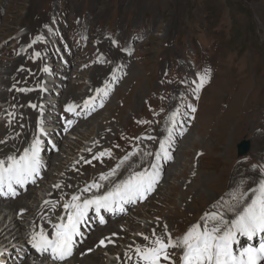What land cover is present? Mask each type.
Wrapping results in <instances>:
<instances>
[{
    "label": "rangeland",
    "instance_id": "374dc122",
    "mask_svg": "<svg viewBox=\"0 0 264 264\" xmlns=\"http://www.w3.org/2000/svg\"><path fill=\"white\" fill-rule=\"evenodd\" d=\"M47 16L50 23L47 28L41 29L38 40L37 34L31 31L35 27L33 20L35 19L39 23L40 20L38 19L44 17L45 21H48ZM98 31L110 39L111 46L96 40L95 35L97 37ZM36 41L46 47V49L39 50L43 56L44 66L48 61L46 75L49 80V83L45 84V87L48 88V94L46 95L45 90H41L38 108L46 95L42 105L49 101L53 105L50 108L54 111H63L62 114L59 112V117L64 120L70 117L74 126L72 125L73 131L71 133L67 132L68 130L63 133L65 137L59 136L60 131L57 128L54 129L51 139L54 141L55 147L51 151L52 158L51 155H46L45 159L48 161H46L47 168L43 173L42 183H38L39 186L37 184L30 186V193L27 189L25 191L27 193L23 194V196H29L27 200L23 201L30 206L31 210L22 212L26 215L21 219L19 214L18 217L21 222L19 226L22 225L21 227H16V223H14L17 213L7 207L9 202L0 204L1 235L5 236L7 232L9 235L6 238L20 236L19 239L22 241L27 239L28 226L32 217L34 223L35 210L41 204L44 205L40 200H44L45 193L46 199L48 190H56V185H59L56 182L64 172L73 165L77 166L79 160L86 154L87 151L85 150H89L91 145L93 147V144L97 142L99 137H96L100 132L99 118H92L91 120V116L93 117L96 112H100L101 116L107 118L110 115V107L117 103L122 91L136 95L137 106L135 108L138 111L143 109L140 94L152 90L158 92L162 90L161 99L164 98L162 100L168 104L171 99L169 98L171 96L169 89L174 90V86L179 88V86L185 85L187 90L181 89L180 92L186 94V99L191 101L192 93L199 83L198 75L200 74H206L208 77L200 90L211 87L210 89L217 91L219 89L216 86L217 83L227 80V82L232 83V88L238 95L234 101L235 104L237 105L241 101L240 104L245 105L247 110L249 108L248 115L245 117L247 123L245 122L243 127L245 131L242 133L243 135L241 134L242 136H238L234 141V151L238 158L237 162L233 164L238 163L240 165V167L238 165L234 167L235 169L239 167L240 178L246 179L247 177H241V175L247 174L252 179H255L254 175L261 179L259 168L264 165V0H0V56L7 57V60L0 65V95L5 90L3 80L6 78V65H12L19 57L23 58L24 51L26 54H29L30 51L34 53L37 49L32 48L36 47ZM16 49H20L19 53L15 52ZM48 49L49 52H47ZM113 49L118 50L114 58L115 61L121 62L123 58L127 60V63L123 67V76L115 81L117 84L113 80V84L109 83L114 85L113 87L108 83L106 84L107 95L103 96L102 93H97L96 89H104V80L107 77L95 80L100 82L97 88L92 84L91 74L94 72L93 70L103 67V62L107 58H109V64L115 65L117 61L115 63L110 61L113 58H111ZM46 52L48 53L47 57L52 55L49 60L44 57ZM65 64L67 66L63 71L61 68L63 69ZM118 64L120 66L121 63ZM45 81L43 79L41 83ZM71 88L74 90V94L80 97V100L74 99L76 104L74 101L69 104L75 106V113L65 112L67 104H63L64 93ZM117 89L118 92L115 96L114 92ZM88 93H90L88 98L96 97L95 100L87 98L89 103H98L99 101V108L94 110V113L88 115L83 113L79 117L83 104L82 97ZM248 101L252 104L251 106H248ZM6 106L7 101H4L0 96V121H6L9 118L8 112L5 111ZM191 107L193 106L185 105L187 113L178 112L176 121L182 123L183 120L188 119L190 116L188 112L193 113ZM108 108L109 110H107ZM47 111L44 110L45 114L48 113ZM54 111L48 114V118L56 117ZM87 121L92 122L90 129L85 124ZM57 124H59V118ZM170 127H173L172 121ZM107 133L109 134L107 137L112 139L113 133L111 131H107ZM206 137L204 138L206 139ZM193 138L200 139V136L195 132ZM240 141L249 143L248 149L243 153L238 149ZM189 143V140H186L184 145ZM105 146V144H100L97 148L104 149ZM168 146L169 142L166 144L167 149ZM92 147L90 153L96 149V147ZM237 150L242 155H238ZM128 153L131 157L132 153ZM194 154L193 159H195L193 161H196L198 153ZM152 155H156V153ZM53 157L56 159L54 160ZM185 159L188 160L187 157ZM161 161L164 162V159ZM173 161L175 166L170 168L172 174L169 171L166 173L163 167H159L162 172L160 170L161 174H159V179L153 189V192L156 193L157 207L160 206L158 204L161 203L163 195L166 194L169 184L174 183L181 186L186 182V175L192 173L189 166L184 169V161L181 155L175 160L170 159L167 167ZM253 165L257 166L255 170ZM184 171L186 172L184 173ZM173 172L176 174L175 176ZM249 180L252 181L251 179L247 181ZM57 190H61V188L57 187ZM150 194L152 193L150 192ZM184 194L185 191L180 187L174 196L177 206L182 207L184 204ZM211 194L212 197L215 196V193L211 192ZM20 196L22 195L15 198ZM92 196L93 194L90 193L85 194L82 200ZM210 197L208 196V198ZM143 203V200L140 201L134 206V210L132 209L119 219L116 218L119 220L114 225L116 234L109 233L99 240V245L102 240L104 241L96 254L99 262L103 264H125L132 261H124L129 256L132 257L134 249L137 247L130 246L129 241L137 240L141 229L148 228L159 221L157 218L149 217V213L144 209L138 210L139 206L149 207L151 205H144L145 203ZM53 204L56 205V201ZM62 210L66 212L64 207ZM210 212L222 211H207L204 214ZM228 213L226 212V215ZM60 216L61 221L66 220L67 212L66 217L63 218V213ZM203 216L205 215L200 214L194 218L191 214L187 216L188 218L181 217L178 220L180 227L176 228L175 232L170 231L173 240L182 237L190 226L194 225L195 222L198 224L199 217L202 218ZM131 218L136 221L132 225L128 220ZM110 223L111 221L105 226L108 227ZM125 230L128 233H124ZM41 231L46 232V229L41 227L39 232ZM11 235L13 236L11 237ZM111 235L114 237L108 239L107 237ZM4 236L1 239H4ZM90 236L85 239L82 246L76 249L66 264H75L74 260L81 258L82 253L80 251ZM122 238L125 240L122 241ZM4 240H9V238ZM241 241L242 244L239 242L234 247L239 249L245 246L243 239ZM105 245H113L114 249L109 250ZM170 251H177L181 254L180 249ZM79 254L80 256H78ZM122 254L124 257H121ZM29 257V255L26 256V259ZM120 257L123 258L121 263ZM117 260L119 263H116ZM140 264H143V261ZM161 264L166 263L161 262Z\"/></svg>",
    "mask_w": 264,
    "mask_h": 264
},
{
    "label": "bare ground",
    "instance_id": "6f19581e",
    "mask_svg": "<svg viewBox=\"0 0 264 264\" xmlns=\"http://www.w3.org/2000/svg\"><path fill=\"white\" fill-rule=\"evenodd\" d=\"M47 18L48 21H45L46 19H44V17L39 18V23L35 19L33 20L35 27L32 28L31 31L37 34L38 40L41 34V29L45 27L47 28L50 23L48 16ZM95 38L98 42H102L108 46L111 43L110 39L108 37L106 38L104 33H99V31L97 37L95 35ZM35 45L36 47L32 48L35 50L37 49L34 53L30 51L29 54H26L24 51L23 58L19 57L15 63L12 65H6L5 68L6 78L3 80L5 90L0 96L4 101H7L5 111L8 112L9 118L6 121H0V141H4V143H0V159L7 158L9 155H17L23 148H29L32 139L36 136L35 130L37 128V121L41 120L44 122L43 119H39L38 117L40 111L38 108V104H40L39 98L41 97L40 93L41 90L44 91V89H42L44 87L41 88V81H43L45 77V71H43L44 60L42 59L43 56L40 54L39 49H46V47L38 41L35 42ZM47 52H49V49ZM47 52L44 53V57H47ZM116 53H118V50H114L111 54V58H113L112 60L110 59V61L114 63L117 61L114 59ZM117 57L120 58L121 56ZM5 60H7V57L0 56V65H2ZM105 60L106 61L103 62L104 66L93 70L94 72L91 74V78H93L92 84L97 88L99 87L98 85H100V82L95 80L103 79V77H107L104 80L105 85L102 84V86H105H103L104 89L106 88L107 83L113 84L112 80L116 83L115 81H118L117 79L123 76V67L127 63V60L123 58L121 62L118 60L115 65L108 63L109 58ZM118 63H121L120 66ZM115 71H117V73H115ZM228 77L230 76L228 75ZM138 78L140 79V77ZM111 86L113 87L114 85ZM181 86L182 87L179 86V88L174 86V90L169 89L171 94L169 98L171 99L168 104L162 100L164 98L161 99L162 90L160 92L153 90L147 93L142 92L140 94L143 102V109L141 108V111H138L135 108L137 106L136 95L122 91L123 93L121 92L119 95L117 103L110 107V115L107 118L101 116L100 112H96L93 117L91 116V120L92 118H99L100 125V132L96 137L99 138L97 142L95 141L96 143H94L92 147H96V149H94L95 151L92 153L89 152L77 166L73 165L64 172L61 178L56 182L59 184V189L61 188V190H57V187L56 190L51 188V190H48L47 198L53 201V203L56 201V205L52 204L51 206H44L41 204L35 210L33 227H48L52 234L54 228L49 226V224L57 215L63 213V218L66 217L67 210L64 212L62 207L65 203H68L71 200V195L75 194L80 196L82 201L85 194L91 192L99 193L103 188H110L115 183H119L121 180L125 179L131 171H144L145 169L151 170V164L153 162L157 163L160 168L163 167V170L165 169L166 173L169 171V173L172 174L170 168L175 166L174 161L169 167H167V169L165 163L170 159H177L180 155L184 161V169H187L189 166L192 173L186 175V182L181 186L175 185L174 183L167 186L166 194L163 195L161 203L158 204L160 206H156L155 192L151 191V196L145 198L144 205H151L149 207L139 206L138 210L141 211V209H144V211L149 213V217L157 218L159 221L148 228L141 229L139 231V238L137 240L133 238L134 240L129 241L130 246H150L154 231L157 236L163 237L166 242L167 237H164L165 225H167L168 233H170L171 230L175 232V229L180 227V221L178 220L181 217L186 218L192 214L194 218H197L200 214L205 215L204 212L207 211H226L225 202L234 203L230 196V193L234 190L239 189L247 192L246 199L250 200L253 194L251 189L257 187L260 178H257L254 175L253 177H255V179H252L248 177L247 174L245 176L241 175V177H247L246 179L243 178L245 182L241 185L240 179L242 178L239 177L240 165L238 163L233 164L237 162L238 158L234 151V141L238 136H242V133L245 131L243 127L246 122L245 117L248 115L249 108L247 110L244 107L245 105L240 104L241 101L237 105L235 104L236 102L234 101L237 99L238 95L234 92L232 83L227 82V80L217 83L216 86L219 87L217 90L218 92L209 87L200 90L199 92L192 93L193 98L191 97V101L186 99V94L184 95L180 92L181 89L187 90V87H185V85ZM20 89H30V91L22 92ZM117 92L118 89L114 92L115 96ZM76 98L78 100L80 97L79 95H75L74 90L71 88L64 93L63 104L66 103L68 106L72 101L75 103L76 100L74 99ZM231 103L233 106L232 108ZM30 105H37V107L32 108ZM185 105H188V107L190 105L193 106L196 111L193 113L188 112L190 115L189 118L183 120L182 123L176 121L175 117V122L172 127V138L169 141L167 149L171 158L165 160V163L162 162L161 159L157 160L156 155L152 154L159 151L160 141L163 139L166 140L168 137L167 129L170 128L171 114L173 112L186 114L187 110H185ZM251 105L252 104L250 103L248 104V106ZM107 110H109V108ZM60 113L62 114L63 111L60 110ZM140 121H145L147 123H139ZM63 122H65V120L59 117L61 128L65 127ZM85 124H87L90 129L92 122L87 121ZM72 125L73 124L69 125V128H72ZM107 131L113 133L112 139L107 137L109 135ZM195 132L199 134L200 139L193 138ZM43 134H46V131ZM149 137H154L155 139H149ZM204 137H206V139ZM202 138L204 139L202 140ZM186 140H189L190 143L184 145ZM97 143L99 145L105 144L106 146L104 149L97 148L99 146ZM179 149L181 150L179 151ZM100 152H104L105 155L98 159H93V156ZM108 152H110L111 155H108ZM128 152L135 153V155H132L130 159L117 170V173L114 176H110L108 179L101 181L100 176L102 174L107 175L111 169L116 168L124 156L128 154L130 156V153ZM196 152L198 153V159L193 161L195 159H193V154ZM146 153H151V155H146ZM185 157H187L188 160H186ZM53 159L55 160L56 158L54 157ZM85 161H91V163H85ZM191 164L192 166L190 167ZM237 165L239 167L235 169L234 167ZM185 172L186 171H184V173ZM164 175L165 174L163 173V176ZM173 175L175 176L176 174L173 172ZM206 175L209 179L206 178ZM248 179H251L252 181H247ZM93 182L101 183L103 187L98 190L93 188L88 192L80 191V189H83L86 185L92 184ZM180 187L185 191L183 196L184 204L182 207L177 206L174 199V196ZM211 192L215 193V196L212 197ZM208 196L211 197L208 198ZM28 197V195H22L9 201L7 204V207L10 210L17 213L14 221L16 227L21 224L18 217L19 214L22 215V212H29L31 210L30 206L23 201L27 200ZM233 217L234 214L232 212H229L226 215V218L228 219ZM118 219L112 221L108 227L105 226L104 228H99L92 232V235L80 251L82 253L81 258L74 260L75 264H103L102 262H99L98 255H96L100 247L103 245H99V240L109 233L116 234L117 231L114 229V225L117 224L116 221H119ZM199 219L200 221L198 224L202 225V219L200 217ZM128 220L130 225L136 222L133 218ZM194 224H196V222ZM124 233L128 232L125 230ZM2 236L4 235H1L0 232V240ZM112 237L114 236L111 235L107 238L110 239ZM144 237H149V240H145ZM123 240H125V238H122V241ZM80 246H82V244ZM105 247L109 250L114 249L113 245H105ZM177 251H174V254L177 253L178 255L176 254L173 259L176 261V264H179L180 252L178 253ZM78 256H80V254ZM122 256L124 257V254H122L121 257ZM136 259L134 252L132 255V261L125 264H135ZM122 261L123 258L120 259V263ZM161 262L168 264V261H164L163 258H161ZM15 264H29V262H22V260L19 259Z\"/></svg>",
    "mask_w": 264,
    "mask_h": 264
},
{
    "label": "snow or ice",
    "instance_id": "6c2138e0",
    "mask_svg": "<svg viewBox=\"0 0 264 264\" xmlns=\"http://www.w3.org/2000/svg\"><path fill=\"white\" fill-rule=\"evenodd\" d=\"M115 43V42H113ZM47 72L48 69L44 68ZM206 74L198 75L199 83L194 89V93L199 92L207 81ZM20 91H30L20 89ZM97 93L107 95L105 89H96ZM91 97L89 100H95ZM89 100L83 102V108H89ZM101 106L102 103H101ZM36 108L37 105H30ZM195 112L194 107L191 108ZM65 112L75 113V106L68 105ZM11 115V114H10ZM177 112L171 114V121L174 124ZM68 125L73 122L66 121ZM139 123H147L140 121ZM67 130V128H65ZM37 131L43 134L42 121H37ZM168 137L160 141V149L156 153V159H170L166 144L171 140L173 129H167ZM149 139H155L149 137ZM4 143V141H0ZM105 155L104 152L97 153L93 159H98ZM108 155H111L108 152ZM131 155H135L132 153ZM150 155V153H146ZM130 159L129 155L123 157L116 168L111 169L107 175L102 174L100 180H106L114 176L117 170L121 168L126 161ZM91 163V161H85ZM40 139H33L29 148H26L19 157L9 155L7 161L0 160V195H16L14 185L24 186L29 180L40 174ZM253 165V169H256ZM261 179L257 187L251 189L252 196L247 200V192L239 189L230 193L231 200L234 203L225 202L226 211L206 213L203 216V224H194L180 238L173 240L165 225L164 237L157 236L153 232L150 246H137L134 249L136 264H161V258L168 261V264H176L173 259L175 249H180V264H264V165L259 168ZM159 177V165L155 162L151 164V170L131 171L130 174L119 183H115L102 195L93 194L91 198H85L81 201L80 196L72 195L71 200L65 203L63 207L67 210V220H63L53 226L54 230L51 239L43 231L32 234L30 243L38 252L49 254L52 261H64L72 255L74 246V237L81 235L79 226L85 221L90 208H94L99 216L101 210L106 212H123L125 204H134L137 201L144 200L147 195L153 191ZM34 182V181H33ZM241 180V185L244 184ZM59 187V185H56ZM101 183L86 185L81 192H88L91 189H100ZM226 212L234 213L231 219L226 218ZM101 224L105 223L103 216L99 217ZM240 237H246L248 241L257 240L256 244H248L246 247L235 248L239 243ZM149 240V237H144ZM104 244L102 240L100 242ZM132 260V257H128Z\"/></svg>",
    "mask_w": 264,
    "mask_h": 264
},
{
    "label": "water",
    "instance_id": "95a60500",
    "mask_svg": "<svg viewBox=\"0 0 264 264\" xmlns=\"http://www.w3.org/2000/svg\"><path fill=\"white\" fill-rule=\"evenodd\" d=\"M248 147H249V143L247 141H241L238 144V149L240 150L241 153L245 152L248 149ZM239 155H241V154H239Z\"/></svg>",
    "mask_w": 264,
    "mask_h": 264
}]
</instances>
